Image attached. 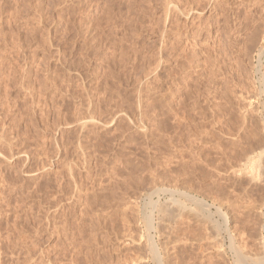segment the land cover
Wrapping results in <instances>:
<instances>
[{
  "label": "rangeland",
  "instance_id": "rangeland-1",
  "mask_svg": "<svg viewBox=\"0 0 264 264\" xmlns=\"http://www.w3.org/2000/svg\"><path fill=\"white\" fill-rule=\"evenodd\" d=\"M97 1L0 0V264H126L141 252L152 264L138 217L163 188L201 199L223 225L220 209L256 258L264 186L235 173L264 126V0ZM186 216L153 233L169 264H237L225 229L219 242Z\"/></svg>",
  "mask_w": 264,
  "mask_h": 264
},
{
  "label": "bare ground",
  "instance_id": "bare-ground-1",
  "mask_svg": "<svg viewBox=\"0 0 264 264\" xmlns=\"http://www.w3.org/2000/svg\"><path fill=\"white\" fill-rule=\"evenodd\" d=\"M98 1H100V0H98ZM97 1V3H99ZM109 1V0H108ZM120 1V0H119ZM141 1V0H140ZM178 1V0H177ZM176 1V2H177ZM180 1V0H179ZM179 1L177 2L178 4H181L182 2L180 1V3H179ZM187 1V0H186ZM185 1V2H186ZM213 1V0H212ZM249 1V0H248ZM260 1V0H259ZM91 2V1H90ZM96 2V1H95ZM104 2V1H103ZM105 2H106V0H105ZM104 2V6L103 7H109L110 9L112 8V7H110V4H111V2H107V3H105ZM208 2V1H207ZM86 3V2H85ZM139 3V2H138ZM169 3V2H168ZM172 3V2H171ZM216 3V2H215ZM220 3V2H219ZM222 3V2H221ZM256 3V2H255ZM82 4H83V2H82ZM90 4V3H89ZM103 4V3H102ZM109 5V6H107V5ZM140 4V3H139ZM173 4V3H172ZM178 4H175V6H174V9H179L178 7H177V5ZM187 4V3H186ZM199 4V3H198ZM259 4V3H258ZM106 5V6H105ZM188 5V4H187ZM217 5V4H216ZM262 5V4H261ZM97 6V5H96ZM98 7V6H97ZM101 7V6H100ZM102 7V8H103ZM118 7H120L119 5H118ZM127 7V6H126ZM132 7V6H131ZM130 7V8H131ZM135 7V6H134ZM142 7V6H141ZM140 7V8H141ZM181 7V6H180ZM206 7V6H205ZM228 7V6H227ZM233 7V6H232ZM257 7V6H256ZM106 8V9H107ZM123 8V7H122ZM192 8V7H191ZM190 8V9H191ZM196 8H198V7H196ZM243 8V7H242ZM258 8V7H257ZM100 9V8H99ZM105 9V8H104ZM144 9V8H143ZM171 9V8H170ZM187 9V8H186ZM193 9H195V8H193ZM261 9V8H260ZM264 9V8H263ZM97 10V9H96ZM109 10V9H108ZM115 10V9H114ZM131 10V9H130ZM171 10H173V9H171ZM170 10V11H171ZM180 10V9H179ZM189 10V9H188ZM188 10H186V11H188ZM206 10V9H205ZM204 10V11H205ZM236 10V9H235ZM141 11V10H140ZM197 11V10H196ZM202 11V10H201ZM203 11V12H204ZM110 12V11H109ZM109 12H107V13H109ZM138 12V11H137ZM182 12V13H181ZM181 14L183 15V14H185L184 12H185V9H183V11L181 10ZM191 12V11H190ZM190 12H188L189 14H190ZM225 12V11H224ZM262 12H263V10H262ZM106 13V12H105ZM176 13H177V11H176ZM179 13V14H180ZM199 13V12H198ZM197 13V14H198ZM202 13V12H201ZM225 13H227V12H225ZM133 14H134V12H133ZM137 14V13H136ZM170 14H172V13H170ZM169 14V15H170ZM189 14H188V17H189ZM193 14V13H192ZM257 14V13H256ZM112 15V14H111ZM185 15H187V14H185ZM263 15V14H262ZM104 16V15H103ZM133 16H135V15H133ZM191 16V15H190ZM199 16H200V14H199ZM114 17V16H113ZM137 17H139V16H137ZM166 17H167V15H166ZM171 17V16H170ZM183 17H185V18H187L186 16H183ZM102 18V17H101ZM178 18H180V17H178ZM233 18V17H232ZM103 19V18H102ZM170 19V18H169ZM174 19V18H173ZM131 20V19H130ZM133 20V19H132ZM257 20V19H256ZM134 21V20H133ZM177 21V20H176ZM184 21V20H183ZM194 21V20H193ZM262 21V20H261ZM100 22V21H99ZM178 22V21H177ZM230 22V21H229ZM133 23V22H132ZM128 24V23H127ZM171 24H172V22H171ZM184 24V23H183ZM229 24V23H228ZM261 24V23H260ZM253 25V24H252ZM261 25H263V24H261ZM174 26V25H173ZM179 26V25H178ZM260 26V25H259ZM127 28V27H126ZM131 28V27H130ZM170 28V27H169ZM168 28V29H169ZM188 28H190V27H188ZM237 28V27H236ZM241 28V27H240ZM244 28V27H243ZM166 29V28H165ZM167 29V30H168ZM128 30V29H127ZM163 30H164V28H163ZM162 30V31H163ZM177 30V29H176ZM182 30V29H181ZM161 31V30H160ZM165 31V30H164ZM170 31H171V29H170ZM174 31V30H173ZM178 31H179V29H178ZM258 31V30H257ZM256 31V32H257ZM175 32V31H174ZM177 32V31H176ZM186 32V31H185ZM235 32V31H234ZM254 32V31H253ZM166 33V32H165ZM172 33V32H171ZM180 33V32H179ZM182 33V32H181ZM230 33H232V32H230ZM255 33V32H254ZM260 33V32H259ZM263 33V32H262ZM167 34V33H166ZM168 34H169V31H168ZM174 35V34H173ZM192 35V34H191ZM190 35V36H191ZM161 36H162V34H161ZM167 36V35H166ZM253 36H256V35H254L253 34ZM260 36V35H259ZM169 37V36H168ZM167 37V38H168ZM164 38V37H163ZM168 41V40H167ZM175 41V40H174ZM177 43V42H176ZM167 44V43H166ZM258 45V44H257ZM260 45V44H259ZM258 45V46H259ZM174 47V46H173ZM240 47V46H239ZM242 47V46H241ZM248 47V46H247ZM253 48V47H252ZM251 49V48H250ZM249 49V50H250ZM244 50H245V48H244ZM247 50V49H246ZM245 50V51H246ZM241 51V50H240ZM250 51H252L253 52V49L252 50H250ZM255 52V51H254ZM239 53V52H238ZM249 53V52H248ZM254 54V53H253ZM256 54H257V56H258V63H259V66L261 67V61H262V59L264 58V42H263V44H261V46L259 47V49L256 51ZM185 55V54H184ZM192 55V54H191ZM187 57V56H186ZM190 56H188L187 58H189ZM178 58V57H177ZM181 58H183V57H181ZM186 58V59H187ZM165 59V58H164ZM185 59V60H186ZM249 59V58H248ZM182 60V59H181ZM190 60H192V59H190ZM194 61V60H193ZM257 61V60H256ZM202 62V61H201ZM205 63V62H204ZM201 64V63H200ZM206 64V63H205ZM250 64V63H249ZM218 67V66H217ZM252 67V66H251ZM250 67V68H251ZM220 68V67H219ZM184 69V68H183ZM190 69V68H189ZM199 70V69H198ZM217 70V69H216ZM196 71V70H195ZM245 71V70H244ZM261 71V70H260ZM207 72V71H206ZM217 72V71H216ZM219 72V71H218ZM264 72V71H263ZM203 73V72H202ZM242 74V73H241ZM244 75V74H243ZM246 75V74H245ZM248 75H249V73H248ZM185 76H186V74H185ZM206 76V75H205ZM204 76V77H205ZM240 76V75H239ZM263 76H264V74H263ZM202 78H203V76H202ZM208 78H210V77H208ZM245 79V78H244ZM253 79V78H252ZM201 80V79H200ZM227 81V80H226ZM253 81V80H252ZM260 81V80H259ZM210 82V81H209ZM236 82V81H235ZM238 82V81H237ZM246 82V81H245ZM251 82V81H250ZM261 83V82H260ZM205 84V83H204ZM213 84V83H212ZM196 85V84H195ZM201 85V84H200ZM210 85V84H209ZM225 86V85H224ZM237 86V85H236ZM250 86V85H249ZM255 86V85H254ZM263 86V85H262ZM206 87V86H205ZM229 87V86H228ZM247 87V86H246ZM197 88V87H196ZM225 88V87H224ZM195 89V88H194ZM207 89H208V87H207ZM237 89V88H236ZM247 89V88H246ZM262 89V88H261ZM163 90V89H162ZM243 90V89H242ZM252 90V89H251ZM168 91V90H167ZM204 91V90H203ZM224 91V90H223ZM234 91V90H233ZM254 91V90H253ZM169 92V91H168ZM248 92V91H247ZM256 92V91H255ZM187 93V92H186ZM231 93V92H230ZM250 93V92H249ZM259 93H261V90L259 91ZM213 94V93H212ZM225 94V93H224ZM236 94V93H235ZM253 94V93H252ZM263 94V93H262ZM166 95V94H165ZM215 95V94H214ZM228 95V94H227ZM257 95V94H256ZM256 95H255V97H256ZM196 96V95H195ZM212 96V95H211ZM222 96V95H221ZM225 96V95H224ZM236 96V95H235ZM239 96H240V94H239ZM260 96V95H259ZM190 97V96H189ZM244 97V96H243ZM169 98V97H168ZM216 98V97H215ZM228 98V97H227ZM261 98V97H260ZM201 99V98H200ZM211 99V98H210ZM219 99V98H218ZM240 99V98H239ZM227 100H229V99H227ZM235 100H237V99H235ZM174 101V100H173ZM190 101V100H189ZM224 101V100H223ZM247 102V101H246ZM251 102V101H250ZM175 103V102H174ZM211 103V102H210ZM226 103V102H225ZM229 103V102H228ZM227 103V104H228ZM252 103V102H251ZM250 103V106L251 105H253V104H251ZM195 104V103H194ZM233 104V103H232ZM264 104V103H263ZM192 105V104H191ZM209 105V104H208ZM216 105V104H215ZM231 105V104H230ZM248 105V104H247ZM175 106V105H174ZM195 106H198V105H195ZM257 106V105H256ZM221 107V106H220ZM241 107V106H240ZM246 107V106H245ZM262 107H263V105H262ZM161 108V107H160ZM252 108H253V106H252ZM251 108V109H252ZM250 109V108H249ZM254 109V108H253ZM252 109V110H253ZM184 110V109H183ZM257 109H254L253 111H256ZM164 111V110H163ZM213 111V110H212ZM251 111V110H250ZM183 112V111H182ZM207 112V111H206ZM209 112V111H208ZM245 112V111H244ZM247 112H248V110H247ZM258 112V111H257ZM259 112H260V110H259ZM227 113V112H226ZM246 113V112H245ZM245 113L243 114V112H242V114H243V116H241L240 114V116H241V118H243V120H244V123H243V125H242V128H245L246 127V124H245V122L248 120V113L245 115ZM251 113H253V112H251ZM261 113V112H260ZM163 114V113H162ZM229 114V113H228ZM232 114V113H231ZM237 114V113H236ZM184 115V114H183ZM182 115V116H183ZM207 115V114H206ZM181 116V117H182ZM261 116V115H260ZM260 116H259V118H260ZM250 118V117H249ZM252 118V117H251ZM186 119V118H185ZM219 119V118H218ZM231 119V118H230ZM233 119H234V117H233ZM238 119V118H237ZM240 119V118H239ZM238 119V120H239ZM263 119V118H262ZM203 121H204V119H202ZM202 120H201V122H202ZM259 120V119H258ZM264 120V119H263ZM262 120V121H263ZM243 122V121H242ZM248 122V121H247ZM221 123V122H220ZM227 123V122H226ZM251 123V122H250ZM182 124V123H181ZM206 124V123H205ZM223 124V123H222ZM187 125V124H186ZM191 125V124H190ZM204 125V124H203ZM213 125V124H212ZM216 125H217V123H216ZM252 125V124H251ZM256 125L258 126V124L256 123ZM261 125V123H260V121H259V126ZM264 124L262 123V125L261 126H263ZM206 126V125H205ZM209 126V125H208ZM250 127V126H249ZM206 128V127H205ZM219 128V127H218ZM263 128H264V126H263ZM263 128H260V130H259V128H257L258 129V131H256V130H254L253 132H252V134H249V135H251V137H252V140L253 141H256V142H259L260 143V148H253V146L251 147V149H250V153H252V156H250L249 158H248V156H246V158H247V160H245L246 161V163L244 164V166L242 167V169H241V166H239V168L241 169L240 171H237L235 174H238V176H242L243 178H245V180H246V178H247V180H248V183H249V185L251 184H255V183H262L263 184V186H264V131H261V130H263ZM235 129V128H234ZM228 131H229V129H228ZM227 131V132H228ZM235 131V130H234ZM246 131V130H245ZM248 131V130H247ZM256 131V132H255ZM224 132V131H223ZM237 132V131H236ZM238 133H240V132H238ZM222 134H224V133H222ZM247 134V135H248ZM206 135V134H205ZM226 136H228V135H226ZM232 136V135H231ZM246 137H248V136H246ZM200 138V137H199ZM209 138H210V135H209ZM234 140V139H233ZM244 140H246V139H244ZM243 140V141H244ZM236 141V140H235ZM208 142V141H207ZM216 143V142H215ZM248 143V142H247ZM209 144V143H208ZM252 144V143H251ZM251 144H250V146H251ZM239 145V144H238ZM252 145H255V144H252ZM81 147V146H80ZM84 148V147H83ZM193 148V147H192ZM250 148V147H249ZM222 149V148H221ZM258 149V151L259 152H256V150ZM215 150V149H214ZM217 150V149H216ZM226 150V149H225ZM209 151V150H208ZM246 151V150H245ZM226 152V151H225ZM256 152V153H255ZM206 153V152H205ZM255 153V154H254ZM86 154V153H85ZM207 155V154H206ZM248 155H250L249 153H248ZM223 156H224V154H223ZM226 156V155H225ZM78 158H79V156H78ZM242 160V159H241ZM244 162V161H243ZM238 163V162H237ZM78 165V164H77ZM237 166V165H236ZM233 167V166H232ZM237 168V167H236ZM238 168V169H239ZM73 169V168H72ZM228 169V168H227ZM232 169V168H231ZM237 170V169H236ZM230 171V170H229ZM234 171V170H233ZM70 172V171H69ZM225 172V171H224ZM235 172V171H234ZM233 173V172H232ZM233 175V174H232ZM237 176V177H238ZM229 177V176H228ZM227 177V178H228ZM240 179V178H239ZM232 180V179H231ZM246 180V181H247ZM219 181V180H218ZM235 182V181H234ZM238 182V181H237ZM236 183V182H235ZM246 183V182H245ZM230 184V183H229ZM76 185V184H75ZM82 185V184H81ZM162 185V184H161ZM169 185V184H168ZM218 185V184H217ZM167 186V185H166ZM225 186H226V184H225ZM61 187H62V185H61ZM157 187V186H156ZM168 187V186H167ZM184 187V186H183ZM245 187V186H244ZM182 188V187H181ZM228 188V187H227ZM237 188V187H236ZM248 188H249V186H248ZM229 189V188H228ZM241 190H242V187L240 188ZM245 189V188H244ZM63 190V189H62ZM78 190V189H77ZM152 190V189H151ZM221 190V189H220ZM237 190V189H236ZM97 191V190H96ZM231 191H233L232 189H231ZM235 191V190H234ZM242 191H245V190H242ZM95 192V191H94ZM159 192H162V193H166L167 195H169L170 197V200L169 201H171V204L172 205H176L175 206V208H173V207H169L168 208V205L169 204H167L166 205V202L164 203V204H159V202H154V200H153V196L154 195H156L157 194V196H160V194L161 193H159ZM236 192V191H235ZM252 192V191H251ZM262 192V191H261ZM63 193V192H62ZM248 193V192H247ZM246 193V194H247ZM78 194V193H77ZM246 194H244V195H246ZM255 194V193H254ZM248 195V194H247ZM49 196V195H48ZM177 196L178 197H182V198H185L186 200H188V201H190L191 203L193 202V204L195 203V205L197 206V207H199V209L200 210H198V209H196L195 210V208L194 209H192V208H190L189 209V206H187V204L186 203H183V201H181L180 200V198L178 199L177 198ZM254 196V195H253ZM262 196V195H261ZM230 197V196H229ZM251 197V196H250ZM87 198V197H86ZM97 198V197H96ZM231 198V197H230ZM239 198H240V195H239ZM243 198H245V197H243ZM247 198H248V196H247ZM44 199H46V198H44ZM82 199V198H81ZM91 199V198H90ZM251 199V198H250ZM253 199V198H252ZM264 199V198H263ZM240 200V199H239ZM44 201V200H43ZM168 201V202H169ZM47 202V201H46ZM59 202V201H58ZM167 202V203H168ZM187 202V201H186ZM231 202V201H230ZM247 202V201H246ZM258 202V201H257ZM41 203V202H40ZM43 203V202H42ZM170 203V202H169ZM190 203V204H191ZM260 203V202H259ZM56 204H57V202H56ZM59 204V203H58ZM263 205H264V203H262ZM262 204H260V206L262 205ZM43 205V204H42ZM33 206V205H32ZM41 206V205H40ZM138 206V205H137ZM151 207L152 209L151 210H154V211H151V212H144V213H142V212H140L139 211V219H141V217H142V220L144 221V229H145V232H141L139 235H140V240H139V244H141V243H143V241H145V242H147V245H148V247H149V253L148 254H150V256L152 257V259H150V260H152V264H169V262H171L170 260L168 261V255H167V248H164L163 246L164 245H166V243L164 244H162V242H158L159 241V239H157L156 240V238H155V236L153 235V233L155 232V233H159V237H162V235H163V230H169V228L170 229H174V226L172 227V223H174L175 221H176V223H178V224H180V225H182V227H183V225L185 224V221L183 220V218L186 216V214L188 213V215L190 214V215H192L193 217L192 218H190L191 220L192 219H194L195 220V222L196 221H198V222H200V224H202V225H208L209 227H207V226H205V227H207V228H205V232H206V229L207 230H209L210 232H212L213 233V237L216 239V241H219L220 242V240H218L219 239V236H220V233H219V231L220 230H222L223 231V229H225V233H227L228 234V236H229V240H230V242H231V248H235V249H237V252H236V250H235V252L236 253H238V254H236V257L238 258V260H237V264H264V245H263V242L261 241V243H260V245H261V248H262V251H261V253H258V254H260V256L257 254V257L255 258H250L249 256H247V255H244L243 254V251L241 250V249H239L237 246H236V242H235V239L237 238H234L235 236L232 234V232L230 231V228H229V225H228V219H227V215H224V213L223 214H221V210L220 209H218L216 212L220 215V217L222 216V218H223V220H224V224L222 225V224H218V223H216V224H214L216 221H214V214L211 212V209H210V207H209V205L207 204V203H205L204 201H202L201 199H199V198H197V197H195V196H192V195H190V194H188L186 191L185 192H183V191H180L179 189H173V190H166V189H157L156 191H153L152 192V194H151V198L149 199V202L147 203V207ZM246 206V205H245ZM44 207H45V205H44ZM56 207H57V205H56ZM164 207H166V208H164ZM194 207V206H193ZM235 207V206H234ZM249 207H250V205H249ZM34 208V207H33ZM244 208V207H243ZM35 209H36V207H35ZM173 209V210H172ZM245 209V208H244ZM243 209V210H244ZM134 210V209H133ZM32 211H33V209H32ZM118 211V210H117ZM246 211V210H245ZM34 212V211H33ZM155 212H156V214H157V218H158V222H155V216H156V214H155ZM28 213V212H27ZM245 213V212H244ZM247 213V212H246ZM258 213V212H257ZM261 214V213H260ZM264 214V213H263ZM262 214V215H263ZM124 215V214H123ZM128 215V214H127ZM137 215V214H136ZM185 215V216H184ZM240 215V214H239ZM262 215H260V216H262ZM126 215H124V217H125ZM129 216V215H128ZM137 217V216H136ZM187 217V216H186ZM185 217V218H186ZM241 217V216H240ZM137 218V219H138ZM188 218V217H187ZM178 220V221H177ZM186 220V219H185ZM189 220V219H188ZM141 221V220H140ZM113 222V221H112ZM116 222V221H115ZM131 222V221H130ZM245 222V221H244ZM130 224H132V223H130ZM112 225V224H111ZM142 225V224H141ZM187 225V224H186ZM188 225H191V224H189L188 223ZM195 225H196V223H195ZM52 226V225H51ZM55 226V225H54ZM123 226V225H122ZM210 226H212V227H210ZM262 226V225H261ZM184 227H187V226H184ZM114 228H116V227H114ZM126 228V227H125ZM142 228V227H141ZM166 228H168V229H166ZM188 228H189V226H188ZM185 229V228H184ZM187 229V228H186ZM114 230V229H113ZM130 230V229H129ZM134 230V229H133ZM188 230H190V229H188ZM196 230V229H195ZM138 231V230H137ZM170 231V230H169ZM175 231H177L176 229H175ZM123 232H125V231H123ZM131 232V231H130ZM166 232V231H165ZM170 232H174V230L173 231H170ZM178 232V231H177ZM190 232V231H189ZM188 231H183L182 233L180 232V236L182 235V237L183 236H186V234L187 233H189ZM176 233V232H175ZM174 233V234H175ZM208 233V232H207ZM122 234H124V233H122ZM133 234V233H132ZM168 234V233H167ZM167 234H166V236L165 237H168L167 236ZM170 234V233H169ZM171 234H173V233H171ZM173 234V235H174ZM222 234V233H221ZM165 235V234H164ZM163 235V236H164ZM176 235V234H175ZM208 235V234H207ZM257 235V234H256ZM128 236H130V235H128ZM135 236V235H134ZM193 235H190V237L188 236V238H190L191 240L192 239H194V243H195V240H196V237L198 236H196V234L194 235V236H196L195 238H193L192 237ZM202 236V235H201ZM117 237V236H116ZM157 237V236H156ZM164 237V238H165ZM173 237V236H172ZM179 237V236H178ZM177 237V238H178ZM181 237V238H182ZM131 238V239H130ZM129 239H128V241L129 242H127V244L126 245H132L134 242H135V239H134V237H130ZM169 238V237H168ZM180 238V237H179ZM187 238V237H186ZM198 238V237H197ZM202 238V237H201ZM122 239V238H121ZM120 239V240H121ZM170 239H171V237H170ZM172 239H174V238H172ZM200 239V238H199ZM118 240V239H117ZM176 240H179V239H176ZM187 240V239H186ZM198 240V239H197ZM208 240V239H207ZM241 240V239H240ZM244 240V239H243ZM201 241V240H200ZM222 241V240H221ZM264 241V240H263ZM125 242V241H124ZM145 242H144V244H145ZM78 243V242H77ZM170 243V242H169ZM186 243V242H185ZM257 243V242H256ZM11 244V243H10ZM135 244V243H134ZM220 244V243H219ZM79 245V244H78ZM138 245V244H137ZM146 244L143 246V247H146L147 246ZM162 247H161V246ZM209 245V244H208ZM222 245V244H221ZM220 245V246H221ZM241 245V244H240ZM26 246V245H25ZM172 246V245H171ZM257 246V245H256ZM28 247V246H27ZM77 247H79V246H77ZM140 247V246H139ZM166 247V246H165ZM170 247V246H169ZM207 247V246H206ZM222 247V246H221ZM243 247V246H242ZM24 248V247H23ZM136 248V247H135ZM141 248V247H140ZM147 248V247H146ZM181 248V247H180ZM203 248V247H202ZM2 249H3V247H2ZM1 249V250H2ZM27 249V248H26ZM25 249V250H26ZM29 249V248H28ZM123 249V248H122ZM253 249V248H252ZM3 250H5V249H3ZM30 250V249H29ZM77 250H78V248H77ZM175 250V249H174ZM210 250V249H209ZM234 250V249H233ZM27 251V250H26ZM122 251V250H121ZM141 251V250H140ZM139 251V252H140ZM179 251V250H178ZM244 251H245V249H244ZM254 251V250H253ZM260 251V250H259ZM2 252H4V251H2ZM7 252V251H6ZM80 252V251H79ZM126 252V251H125ZM138 252V253H139ZM182 252V251H181ZM145 253H147V252H145ZM174 253V252H173ZM252 253V252H251ZM254 253H255V251H254ZM4 254V253H3ZM79 254V253H78ZM141 254H142V252H141ZM141 254H138V256H136V257H132V259H131V261H129V260H126L125 258H123V259H125L124 261H126L125 263L126 264H147V263H145V261H146V259L141 255ZM182 254V253H181ZM28 255V254H27ZM26 255V256H27ZM130 255V254H129ZM146 256L145 257H147L148 255L147 254H145ZM211 255V254H210ZM251 255V254H250ZM1 256V255H0ZM28 256H30V255H28ZM79 256H80V254H79ZM133 256V255H132ZM182 256H183V254H182ZM253 256V255H252ZM120 257V256H119ZM259 257V258H258ZM27 258V257H26ZM30 258V257H29ZM79 258V257H78ZM91 258V257H90ZM148 258V257H147ZM170 258V257H169ZM88 259V258H87ZM121 259V258H120ZM144 259H145V261H144ZM3 260V259H2ZM29 260V259H28ZM86 259H84L83 261H85ZM80 261V260H79ZM176 261V260H175ZM73 262V261H72ZM72 262H71V264H72ZM74 262H75V260H74ZM86 262V261H85ZM177 262V261H176ZM37 263V262H36ZM77 263H79V262H77ZM93 263V262H92ZM99 263V262H98ZM5 264V263H4ZM35 264V263H34ZM58 264V263H57ZM80 264V263H79ZM96 264H97V262H96ZM100 264V263H99ZM115 264V263H114ZM118 264V263H117ZM123 264V263H122ZM236 264V263H235Z\"/></svg>",
  "mask_w": 264,
  "mask_h": 264
}]
</instances>
